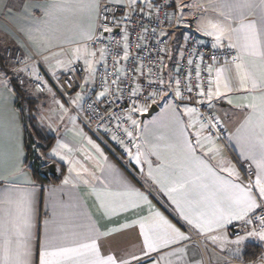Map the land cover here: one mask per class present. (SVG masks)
Returning <instances> with one entry per match:
<instances>
[{"label":"snow or ice","instance_id":"1","mask_svg":"<svg viewBox=\"0 0 264 264\" xmlns=\"http://www.w3.org/2000/svg\"><path fill=\"white\" fill-rule=\"evenodd\" d=\"M101 3L102 0H45L43 3L36 0L25 5V10L32 20V27L21 30L30 49L25 48L26 55L22 61L24 67L14 69V72L28 73L36 92L47 90L62 113L69 110L55 100L52 86L40 73L41 67L46 66L45 76L50 73L49 79H54L59 84L58 73H72L76 63L83 61V71L86 73L84 85L77 87H85L95 82L96 65L103 62L105 72L101 77L102 91L97 94V99L107 96L109 49H95L94 44L90 49L87 44L78 43L77 37L103 44L105 34L113 31L107 23L109 8L112 5H122L133 10L139 7L143 11L138 0H109V4L103 7ZM210 5L213 11L218 8L227 9L226 12H219L223 19L214 20L199 15L200 10L204 9L200 0H189L186 3L182 0H168L166 6L175 9L172 15L177 17L178 23L195 22L197 31L212 38L213 48L226 46L235 51L230 60L226 58L224 65L215 69L214 79L213 65L207 66L210 78L207 89L200 84L195 87L202 98L199 103H206L212 108L214 101L226 100L229 105L246 113L240 126L228 135L227 139L234 141L240 148L241 157L255 165V173L249 171L242 176L223 155L219 141L224 133L230 130L220 118L209 114L206 119H191L194 114L199 117L195 108L186 107L184 112L180 113L177 111L178 105L167 102L169 92L174 93L176 100L183 101L184 91L189 94L193 91L190 74L184 91L181 90L179 79L175 80L174 85L171 81L166 84L163 76L157 78L158 82L149 79V90L145 91L139 84L129 90L131 107L125 110V115L110 118L129 124V127L117 124V129L129 138L136 151L126 147L124 140L117 135L113 134L111 138L124 147L129 162L135 161L137 165L147 164V177L153 183L159 184L175 205L178 223H172L156 210L148 197L132 188L114 165L103 167L102 162H106L108 157L99 144L88 140V144L97 153L99 159L96 167L104 179L96 176L95 171H90L81 161L70 158L68 154L73 150L67 144L58 143V147L66 150L67 154L61 155L54 149L53 155H58L69 164L70 176L65 178V184L71 181L75 186V183L89 184L94 180L105 185L102 189L93 188L99 201L100 223L98 226L91 218H87L85 222L46 232L39 246L38 264H131V261L136 264H193L187 256L190 245L194 243L193 233L203 237L204 241L217 245L221 250L227 249L233 258L243 259V245L249 239L264 247V0H223L218 5L210 0ZM148 6L156 7L159 11V6L151 0ZM36 12L40 15H36ZM68 12L87 15V29L71 32L63 29L60 18ZM111 15L112 24L119 27L121 19L116 18L115 12ZM185 15L194 16L196 19L186 22ZM123 18H127L126 13ZM124 40L123 59L127 60V36H124ZM62 44L76 46L71 49L70 55L63 49L59 52L51 51ZM21 47H24L22 43ZM196 54L200 55L203 61V55ZM34 56H40L41 60L34 61ZM30 60L33 63L29 64ZM211 60L215 64L218 58L212 56ZM116 62L118 63L119 59H116ZM193 63L192 59L188 60L189 65ZM134 71L142 72L141 68H135ZM196 77H200L199 64L196 65ZM23 83L24 81H21V84ZM112 84H115L117 92H120L118 98H123L119 77L112 80ZM0 86H3L7 93L0 92V182L4 185V191L0 193V264H36L33 255L35 185L24 171L25 156L22 144V119L25 109L14 106L15 92L9 86L6 73L2 71ZM67 86L73 87L72 79L67 80ZM60 88L63 89L64 85L61 84ZM80 99L81 95L77 93L70 103L75 104ZM153 106L160 107L161 114L149 123L159 125L160 121L166 118L167 123L160 126L172 128V135L160 134L154 137L155 142L144 139L143 144L137 143L141 122L134 116L148 113ZM183 116H189L190 119L185 122ZM70 119L75 120L74 117ZM43 122L44 117L41 116V123ZM147 127L148 124H145V128ZM105 131L110 129L106 128ZM151 156L156 157L155 167L149 158ZM85 159L91 157L85 156ZM140 172L144 173L143 167ZM72 173H75L74 177L71 176ZM110 184L121 185L125 191L111 192L107 187ZM191 186H195L198 191L193 193ZM144 203L149 205V215L134 222L139 224V236L142 237L140 255H136L128 251L125 242L117 239L116 234L121 232V228L109 225L114 223L111 217ZM234 222H239L240 227L233 233L235 238L230 239L228 229L230 226L235 227ZM129 227V224L122 225V228ZM128 255L131 260L125 258ZM256 259L259 264H264V252ZM195 264H202V261H195Z\"/></svg>","mask_w":264,"mask_h":264},{"label":"crops","instance_id":"2","mask_svg":"<svg viewBox=\"0 0 264 264\" xmlns=\"http://www.w3.org/2000/svg\"><path fill=\"white\" fill-rule=\"evenodd\" d=\"M103 1L109 0H102V2ZM155 1L153 2V4L155 3ZM34 2H36V0H0V71L4 73H6V70L2 66V60L4 59L5 62L8 63V58L10 59V56L8 54H15L16 52H20L21 56L25 58V48L30 49V45L28 44L24 32L21 29L32 27V20L25 10V5ZM39 2L43 3L45 2V0H39ZM182 2H189V0H182ZM200 2L204 5V9L200 10V12L198 13L199 15L214 20L223 19V17L219 15V12H226V8H218L217 11H213L212 6L210 5V0H200ZM222 2L223 0H212V3L217 5ZM9 9L11 11H9ZM35 14L40 15L38 12H36ZM60 20L61 27L70 32L78 31L79 29H87L89 23L87 15L75 14L72 12L63 14ZM175 24L179 25V23H177V20H175ZM194 25H196V23H194ZM197 32L199 36H201L205 40L206 43H213L211 37L205 36L199 31ZM77 42L80 44H85L87 40H81L77 37ZM174 42L175 38L171 46L168 48L169 53L166 57V66L169 63V65H174V67H176V64L178 62L177 55L180 50L179 48L183 45V43L178 46V44L174 45ZM21 43L24 45V47H21ZM226 44L227 42L225 41V45ZM75 46L76 44H62L59 47L52 48L51 51L59 52L61 51V49H63L70 55L71 49ZM98 57L99 53H97V58ZM28 63L31 64L33 63V61L30 60L28 61ZM76 64L84 65L83 61H79ZM98 65L99 64L96 65V68L98 67ZM223 65L224 64L213 65V79L215 77V69L220 68ZM9 66H13V64L10 63ZM22 73L27 77L29 76V74L26 72ZM62 74L65 73L62 71L58 73L59 76ZM6 79L8 80V82L10 81L7 74ZM83 85L84 81L81 83V86ZM80 88L81 94L84 97L88 88L87 86ZM0 92H4L5 94H7L3 86H0ZM53 92L55 93V98L61 99L55 89H53ZM33 96L36 97L34 94ZM51 99H53V96L48 92H46V94H44L43 96H40L41 101H50ZM166 99L169 104L178 105L177 111L180 113H183L185 108L187 107L195 108L197 110V113L199 114L198 109L192 104H187L183 103L182 101L176 100L173 92H169ZM16 103L17 102L15 95V100L13 101L15 107ZM160 103L161 106H163V101H161ZM213 105L217 117H219L225 124L226 128L230 130L229 135L231 133H234L240 126V123L243 121L246 113L241 109H237L232 105H229L226 100L214 101ZM160 114L161 108L158 112L155 113L154 116L145 119L140 131L141 134H139L138 132V139L136 141L137 143L139 142L143 144L144 139H149L155 142L154 137L160 134H164L166 136L172 135V128L160 126L167 123L166 118L160 121L159 125H151L149 123L153 120L154 117H157ZM182 118L185 122L190 119L189 116H183ZM197 118L198 117L195 114L193 115V117H191V119ZM145 124H148L147 128H145ZM70 130H72L71 133L65 132L63 137L59 139L62 144H67L69 148L73 150L71 154H68L70 155V158L81 161V163L88 167L90 171H95L96 176L100 177V179H104L101 171L98 167H96L97 161L99 159L97 153L92 148V146L88 144V140L91 139L94 143L100 145L105 156L108 157V160L106 162H102L103 167L107 168L108 164L114 165L119 173L128 181L132 188L143 192L148 197L151 205L154 206L156 210L160 211L163 216L172 223H178L177 215L174 213L172 214L169 211L170 208L175 209V205L171 200H169L166 192L161 190L160 185L153 183L152 180L147 177V164L137 165L135 161L130 162V169L133 172L136 171L137 174L141 173L140 168L143 167L144 173L140 178L142 181H140V179L135 180L134 177H126L123 173L120 172L119 168L117 167L119 161L111 153V151H109V149L102 144V142L97 140V138L92 134L88 133V131L85 130L82 126L81 128H78L74 125L72 128H70ZM189 131L191 132L192 130L190 129ZM80 133H83V135H81ZM70 134H72L73 136H70ZM26 140L25 130H23L22 144L24 148L25 163L27 161ZM220 145L223 150V155L236 167L237 170L241 172L242 176L249 171L255 173V165L250 161H246L243 157L240 156V148L234 141H228V143L225 145L220 143ZM135 151L136 149H134L133 152ZM85 156L91 157V159L86 160ZM149 158L154 162L153 166L155 167L156 157L151 156ZM52 163H55L57 165V170L59 169L58 172L61 173V178L58 181L53 182V184H38L35 181L32 173L24 169V171L32 179L35 185V192L33 197V255L36 264H38L39 246L46 232L63 229L70 226L71 224L85 222L87 218H91V220L93 222H96L98 226L100 223V212L98 211L99 201L97 200L96 194L93 192V188L95 187L97 189H102L105 187V185H101L98 181L94 180L89 184H84L83 182L75 183V186L74 182L71 181L68 184H65V178L70 176L69 164L65 161H61L60 159L52 160L51 164ZM71 176L74 177L75 173H72ZM245 182L247 183V180H245ZM107 187L111 192L125 191V189L121 185L117 184H110L107 185ZM190 190L193 191V193L195 191H198L195 186H191ZM3 191L4 185L3 182H0V193H2ZM193 198H195V196H193ZM148 215L149 205L144 203L140 204L139 207L135 209L129 210L127 212H119L117 215L111 217L114 223L110 224L109 227L121 228V232L117 233L116 237L117 239L125 242L130 253L140 255L139 248L142 242V237L139 236V224L134 222L138 221L141 217H146ZM115 221H118V223H116ZM124 224H129L131 225V227L122 228V225ZM234 225L240 227L239 222H234ZM230 227L228 229L229 237L231 236V234L235 233L234 231L230 230ZM192 239L194 243L193 245H190L187 256L188 259L193 262V264H195V261H202V264H253L254 262L252 261V259H250L252 257L245 256L244 251L243 259L231 258V256L227 254L225 256L223 255L224 258H222L221 252H217V250L215 249L216 245L212 244L210 241H204L203 237L195 233H193ZM252 242L253 243L249 245L256 244L261 247V244L259 242L255 240H252ZM153 255H155V253ZM125 258L131 260L130 255L125 256ZM131 264H136V262L131 261Z\"/></svg>","mask_w":264,"mask_h":264},{"label":"built area","instance_id":"3","mask_svg":"<svg viewBox=\"0 0 264 264\" xmlns=\"http://www.w3.org/2000/svg\"><path fill=\"white\" fill-rule=\"evenodd\" d=\"M168 0H157L154 4L159 6V11L156 7H143V11L139 7L135 10L127 8L122 5H112L109 8L108 21L110 27L113 28L111 33L105 34L103 44L100 42L87 41L85 44L91 49L93 44L95 49L106 47L109 49L107 55V80L109 84V94L105 97L97 99V94L102 91L101 77L104 75L105 69L103 62L98 65L97 73L95 76V82L87 85V92L84 97L81 94V88L77 85H81L84 81L86 73L83 71L84 65L76 64L75 71L72 73H65L59 76L60 83L57 84L54 79H49L50 73L45 76L46 66L42 67L40 73L42 77L48 79L49 84L56 90L59 97L66 101V103L74 108L76 111L79 122L83 125L88 133L97 138L103 145H105L109 151L116 157L120 163L126 164L128 160L127 153L120 144H118L111 137L113 134L124 140V145L131 148L134 151L131 141L122 131L117 129V124H122V127H129V124L124 121H118L111 117L124 116L125 110L131 107V101L128 99L130 95V89H134L139 84L145 91L147 88V82L149 79L157 80L158 77L163 76L165 83V67L166 57L169 53V47L173 43V36L178 31L182 32L183 45L179 48L177 55V64L174 69L175 80L181 81V90L184 91V86L189 83V74L191 75V84L193 85V91L189 94L184 91L185 99L183 103L192 104L198 109L199 117L206 119L209 114L216 115L214 105L209 108L206 103L201 104L199 101L202 99L198 95V89L195 85L200 84L205 89L208 87V71L207 66L222 65L224 60L231 59L235 55V51L224 48H213L212 43H206L205 40L199 36L193 23H179L175 24L177 17L172 15L175 9L168 7ZM186 3V2H185ZM105 4H109V1H103L101 7ZM119 9V10H117ZM115 12L116 18L121 19V25L116 27L112 24L111 13ZM127 14V18H123L124 14ZM195 17L191 15H185V21H195ZM178 23V22H177ZM146 29V30H145ZM167 33V35H162ZM98 34V33H97ZM124 36H127V45L129 51V58L123 59L124 55ZM99 53V52H97ZM199 53L203 55L204 59L201 61ZM13 61L17 63L15 69L24 67L22 61L24 57L20 52L15 54H8ZM212 56H216L218 61L213 64L211 60ZM119 59V62H116ZM192 59L194 63L188 64V60ZM41 57H34V61H40ZM200 65V77H196V65ZM135 68H141L142 72H135ZM117 69L119 72H117ZM9 77H16L21 81L24 75L20 72H9ZM121 81L120 90L123 94V98H118L120 92H117V86L112 84V80L117 79ZM213 78V77H212ZM73 80V87L68 88L67 80ZM174 80V82H175ZM158 82V80H157ZM25 84V83H23ZM63 84L64 88L61 89L60 85ZM31 87L36 90V87L31 83ZM74 89V90H73ZM47 90L41 93H46ZM63 93V94H62ZM70 93V95L68 94ZM81 94V99L76 103H70L75 99L76 94ZM115 93V95H112ZM190 97V98H189ZM219 118V117H218ZM110 131H105V129ZM228 129V128H227ZM229 131L224 133L219 143L227 144ZM239 229L238 226L230 227L231 231L236 232ZM253 264H259L256 260Z\"/></svg>","mask_w":264,"mask_h":264},{"label":"rangeland","instance_id":"4","mask_svg":"<svg viewBox=\"0 0 264 264\" xmlns=\"http://www.w3.org/2000/svg\"><path fill=\"white\" fill-rule=\"evenodd\" d=\"M154 1L155 0H151L152 3ZM138 3H141V4L146 6L149 4V0H138ZM195 28H196V25H195ZM173 38H175L174 45L178 44V46H179L181 43H183V37H182L181 31H178L176 34H174ZM15 66H17V63L14 60L13 66H10V69H11L10 72H12L15 69L14 68ZM41 69H42V67H41ZM41 69H40V71H41ZM174 69H175L174 65L172 66V65H169V63L167 64L166 69H165L166 83L171 81L174 85V79H175ZM20 73H22V72H20ZM23 79H26L24 83L25 84L28 83V87L30 86V88L33 92L32 94H34L36 97H38V96L40 97V96H43L44 94H46V93H37L36 90L31 87L32 79L30 76L27 77L24 75ZM55 100H58L61 104H63L66 108H68L69 111L67 113H62L59 110L58 105L56 103H54V99H51L50 101H41V104L39 106V115H38V122H37V128H36L37 133L44 140H48L49 138H51V136H55V138L57 139V140L55 139L54 144L52 145V150L48 153V156H47V158L49 159L50 162H52V160L60 159V157L58 155H53L54 149L59 151L61 153V155L66 154V150L58 147V143L62 144L59 139L63 137L65 132L71 133L72 130H70V128H72L74 125L77 126L78 128H81V126L83 127V125L79 122V120L77 118V114H76V111H74V108L70 107L66 103V101L63 100L62 98L61 99L55 98ZM41 116L44 117L43 124L41 123ZM70 117H74L75 120L73 121L72 119H70ZM134 118L141 122V128H142L143 124H142V120H141V114H135ZM49 125H51V127H49ZM141 128L138 131L139 134H141V132H140ZM70 136H73V135L70 134ZM61 161H63V160H61ZM117 167L119 168L120 172L123 173L126 177H129V178L134 177L135 180L136 179L139 180L143 176L142 173L137 174L136 171L133 172L130 169L129 160H127L126 164L119 162L117 164ZM140 181H142V180L140 179ZM169 211H170V213H172V214L174 213L177 215L174 208H170ZM229 238L234 239L235 236L233 234H231V236ZM252 243L253 242L251 239L247 240L243 245V251L245 252V250L247 249L249 244H252ZM229 247H235V246L229 245ZM215 249L217 250V252L218 251L221 252L222 258H224L223 255L224 256L226 254L229 255V252L227 251V249L221 250L217 245H216ZM262 252H264V247H261V249H260V253H262ZM231 258H233V257H231Z\"/></svg>","mask_w":264,"mask_h":264},{"label":"trees","instance_id":"5","mask_svg":"<svg viewBox=\"0 0 264 264\" xmlns=\"http://www.w3.org/2000/svg\"><path fill=\"white\" fill-rule=\"evenodd\" d=\"M157 1V0H156ZM155 1V2H156ZM140 4V3H139ZM142 7H146L140 4ZM12 64L11 58H8V63L2 60V66L6 70V74L9 75L10 66ZM9 67V68H8ZM9 85L16 95V107H23L25 109L23 113L22 125L25 130L26 148H27V161L24 165V169L32 173L35 181L38 184H53L61 178V173L57 177H51L47 179L41 174V168L50 165L51 162L47 158L48 153L52 150V145L55 141V136H51L48 140H44L37 133V122L39 115V106L41 104L40 97H34L28 83L21 84L20 80L16 77H9ZM261 247L253 244L249 245L244 254L247 257H252V261L257 260L256 257L260 254ZM251 261V260H250Z\"/></svg>","mask_w":264,"mask_h":264},{"label":"water","instance_id":"6","mask_svg":"<svg viewBox=\"0 0 264 264\" xmlns=\"http://www.w3.org/2000/svg\"><path fill=\"white\" fill-rule=\"evenodd\" d=\"M159 110H160L159 107L153 106L152 108L149 109L148 113L142 114L141 115L142 124L146 118H151ZM40 171L41 174L47 179H50L51 177H57L59 175V172L57 170V165L55 163L42 167Z\"/></svg>","mask_w":264,"mask_h":264}]
</instances>
